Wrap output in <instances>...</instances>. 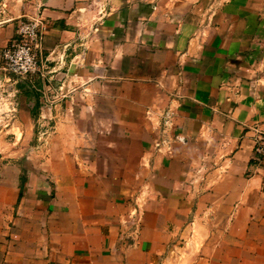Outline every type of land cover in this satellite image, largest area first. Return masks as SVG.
<instances>
[{
  "label": "crops",
  "instance_id": "0c3cea01",
  "mask_svg": "<svg viewBox=\"0 0 264 264\" xmlns=\"http://www.w3.org/2000/svg\"><path fill=\"white\" fill-rule=\"evenodd\" d=\"M251 1L0 0V49L18 19L45 21L42 76L19 81L36 122L115 129L81 136L100 137L104 161L75 154L13 192L0 264H158L188 239L264 261V4Z\"/></svg>",
  "mask_w": 264,
  "mask_h": 264
},
{
  "label": "rangeland",
  "instance_id": "374dc122",
  "mask_svg": "<svg viewBox=\"0 0 264 264\" xmlns=\"http://www.w3.org/2000/svg\"><path fill=\"white\" fill-rule=\"evenodd\" d=\"M252 1L257 6L264 4V0ZM252 1L251 5L255 7ZM35 100V90L30 85L19 81L13 85L0 84V211L10 202H16L13 192L21 185V180H29L30 173L35 183L41 181L47 175L52 176L54 171L63 169V163L67 169L73 164L72 160L77 161L75 154L79 156L77 159L81 164L84 159L92 163L104 161L106 157L98 150L99 145H103L100 137L90 140L81 136L99 134V127H102V133L115 131L114 126L110 125L104 127L108 131L103 126L79 123L40 125L35 120L37 112L31 113L28 107ZM60 114L66 116L67 112L60 110ZM89 153L93 157H87ZM197 248L198 243L182 240L172 247L166 259L162 256L158 264H264L260 257L255 259V254L247 255V250L238 247L235 250L222 247L219 252L209 247L200 253Z\"/></svg>",
  "mask_w": 264,
  "mask_h": 264
},
{
  "label": "built area",
  "instance_id": "2783aa9c",
  "mask_svg": "<svg viewBox=\"0 0 264 264\" xmlns=\"http://www.w3.org/2000/svg\"><path fill=\"white\" fill-rule=\"evenodd\" d=\"M45 31L40 13L18 19L14 37L0 49V84L13 85L42 76ZM254 159L264 164V138L255 142Z\"/></svg>",
  "mask_w": 264,
  "mask_h": 264
},
{
  "label": "trees",
  "instance_id": "16d2710c",
  "mask_svg": "<svg viewBox=\"0 0 264 264\" xmlns=\"http://www.w3.org/2000/svg\"><path fill=\"white\" fill-rule=\"evenodd\" d=\"M25 182V180H21V187H19V199L22 197V185Z\"/></svg>",
  "mask_w": 264,
  "mask_h": 264
}]
</instances>
